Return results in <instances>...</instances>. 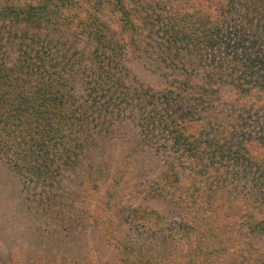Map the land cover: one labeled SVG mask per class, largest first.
<instances>
[{"label": "rangeland", "instance_id": "rangeland-1", "mask_svg": "<svg viewBox=\"0 0 264 264\" xmlns=\"http://www.w3.org/2000/svg\"><path fill=\"white\" fill-rule=\"evenodd\" d=\"M154 49L120 59L124 81L107 98L91 90V55L61 75L83 123L53 181L21 176L0 156V264L187 263L198 230L225 202L259 224L231 218L217 253L198 264H264V90L227 82L186 102L184 83L200 77L204 59L179 51L161 61ZM193 141L198 155L185 154ZM164 171L177 173L179 186ZM135 205L143 218L130 211Z\"/></svg>", "mask_w": 264, "mask_h": 264}, {"label": "trees", "instance_id": "trees-1", "mask_svg": "<svg viewBox=\"0 0 264 264\" xmlns=\"http://www.w3.org/2000/svg\"><path fill=\"white\" fill-rule=\"evenodd\" d=\"M81 3L82 0H0V156L11 162L21 176L48 184L56 178V161L73 149V141L75 146L81 142L80 103L61 75L81 66L84 56L91 55L94 63L91 90H100L99 96L105 98L114 89L118 92L124 81L119 74L125 68L120 59L125 54L141 56L151 45L161 61L179 51L204 59L200 61L204 69L200 77L195 75L184 83L190 86L186 102L217 93L227 82L237 88L247 84L264 90V0ZM29 41L35 43L31 45ZM95 57L103 59L96 61ZM99 62H105V66ZM92 104L97 102L91 103V119L96 120L92 114L98 107L94 109L96 105ZM197 146L194 141L186 143L184 153L198 155L194 153ZM166 172L161 177L179 186L177 173ZM223 205H227L225 210L216 212L198 230L194 253L183 264H198L214 256L225 223L231 218L240 217L249 229L259 224L251 211L229 202ZM144 210L142 205H135L130 211L142 217ZM153 213L155 219H160ZM118 248L120 254L125 253L126 245L122 243ZM127 261L137 264L136 259Z\"/></svg>", "mask_w": 264, "mask_h": 264}]
</instances>
